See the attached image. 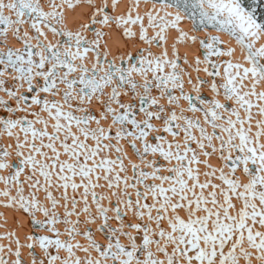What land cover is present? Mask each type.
<instances>
[{
  "label": "snow or ice",
  "instance_id": "obj_1",
  "mask_svg": "<svg viewBox=\"0 0 264 264\" xmlns=\"http://www.w3.org/2000/svg\"><path fill=\"white\" fill-rule=\"evenodd\" d=\"M118 4L0 0V264H264V0Z\"/></svg>",
  "mask_w": 264,
  "mask_h": 264
},
{
  "label": "bare ground",
  "instance_id": "obj_2",
  "mask_svg": "<svg viewBox=\"0 0 264 264\" xmlns=\"http://www.w3.org/2000/svg\"><path fill=\"white\" fill-rule=\"evenodd\" d=\"M96 2L100 3V0H96ZM126 2H127V0H119L117 11H121L123 9V5ZM79 11L80 10L77 9V13ZM68 26L70 28L74 26L72 16H69V18H68ZM181 26L184 27L186 30L188 28V25L186 23L182 24ZM213 34H215V33H213ZM197 35L203 36L204 34L203 33H197ZM221 37H222V39L225 38L222 36V34H221ZM105 39L108 41V47H109L110 54L115 53L117 50H120V51L124 50V48H123L124 42L120 38L118 33L113 32L111 37H105ZM170 43H171V34H169V44ZM177 48L181 54L187 53L189 60L192 59V55L196 51L195 45H192L191 47H189L187 44L178 45ZM129 50H131L130 45H129ZM153 51H156V49L154 48ZM238 54H239L238 52L234 53V56H236ZM203 75L204 74L201 73V76H203ZM203 94L205 96L208 95V93L206 91ZM0 213L3 214V218H0V226H4V227H0V232H3L5 230V227H7L9 229H14L16 231L17 235L20 236L21 238H23L24 234H26L28 231H30L29 221L24 216L23 213H20V212L14 213L11 209L5 208V207H0ZM13 218H15V220L18 221V223H14ZM6 242L7 241H0V243H6Z\"/></svg>",
  "mask_w": 264,
  "mask_h": 264
}]
</instances>
